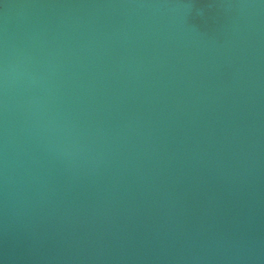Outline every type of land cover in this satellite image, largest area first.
Segmentation results:
<instances>
[{"label": "water", "instance_id": "1", "mask_svg": "<svg viewBox=\"0 0 264 264\" xmlns=\"http://www.w3.org/2000/svg\"><path fill=\"white\" fill-rule=\"evenodd\" d=\"M0 264H264V0H0Z\"/></svg>", "mask_w": 264, "mask_h": 264}]
</instances>
